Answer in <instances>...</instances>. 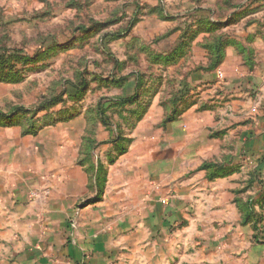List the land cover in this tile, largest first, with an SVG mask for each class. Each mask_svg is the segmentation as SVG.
I'll return each instance as SVG.
<instances>
[{
    "label": "rangeland",
    "instance_id": "1",
    "mask_svg": "<svg viewBox=\"0 0 264 264\" xmlns=\"http://www.w3.org/2000/svg\"><path fill=\"white\" fill-rule=\"evenodd\" d=\"M253 44L264 45V0H0V152L17 153L10 142L27 138L25 152L37 155L11 158L0 173L39 168L51 155L49 175L72 158L73 171L97 188L159 189L199 171L242 181L231 199L249 233L242 243L217 241L216 260L228 252L224 264H264V178L235 152L239 140L264 135V82L241 79L261 72ZM145 119L147 136L138 127ZM177 121L181 138L167 130ZM52 138L53 148L41 144ZM177 140L182 162L150 158ZM201 154L215 160H194ZM49 189L28 188V202ZM88 193L78 204L97 200ZM82 208L72 212V231Z\"/></svg>",
    "mask_w": 264,
    "mask_h": 264
},
{
    "label": "crops",
    "instance_id": "2",
    "mask_svg": "<svg viewBox=\"0 0 264 264\" xmlns=\"http://www.w3.org/2000/svg\"><path fill=\"white\" fill-rule=\"evenodd\" d=\"M258 46L252 45L261 51L255 55L264 57V45ZM258 66L261 72L258 71L257 76L255 73L251 76L246 70L241 73L242 81L264 82V63L257 62L255 69ZM207 95L201 92L202 98ZM149 122L147 119L143 122L148 127L145 124L140 126L142 122L138 126L142 127L143 136L151 131ZM167 130L178 131L179 138L185 134L182 123L178 121L168 123ZM250 139L237 142L236 160L238 163L252 160L253 168L260 165L257 172L261 171L264 178L262 129ZM28 140L19 138L10 142L17 153L9 155V145L5 152H0V169L11 168V158L36 161V154L25 152ZM53 142L54 138L41 144L53 148ZM179 147L181 142L177 140L175 147L171 145L168 149L159 150L160 157L150 153V158L182 162L184 156ZM202 150L192 153L200 156ZM49 156L47 163L52 161ZM188 158H191L190 154ZM212 159L201 154V158L194 160H215ZM47 163L36 169L24 166L21 172L18 170L10 175L6 174L7 171L0 173V264H224L228 252L222 255L221 261H217L216 242L230 243L234 240L242 243L244 235L249 233L247 226L241 225V216L231 199V191L237 184L243 185L242 181L232 186L226 180H216V176L209 180L206 176L210 173L199 171L191 175L190 181L181 184H172L173 180L164 179V184L158 185L159 189L153 187L154 182L144 190L138 185L97 188L89 186L86 174L73 171L72 158L62 172L50 175ZM231 171L226 169L228 174L234 173L229 175L232 177L245 173L242 169L239 173ZM229 176L227 178L231 180ZM167 177L169 175L165 174L162 178ZM254 185L258 192L257 184ZM45 187L50 188L46 199L28 202V188ZM261 190L264 192L263 187ZM89 191L97 200H89L91 205L87 199V203L85 200L78 204ZM161 199H166L167 203L162 204ZM87 204L89 206L84 207ZM77 207L83 208L75 220L77 229L72 231L71 215ZM187 207L196 209L195 214L189 216ZM226 213L232 215L231 219L224 218Z\"/></svg>",
    "mask_w": 264,
    "mask_h": 264
},
{
    "label": "built area",
    "instance_id": "3",
    "mask_svg": "<svg viewBox=\"0 0 264 264\" xmlns=\"http://www.w3.org/2000/svg\"><path fill=\"white\" fill-rule=\"evenodd\" d=\"M218 77H219V78H222L221 73L218 74ZM160 202H161L162 204H166V199H161Z\"/></svg>",
    "mask_w": 264,
    "mask_h": 264
},
{
    "label": "trees",
    "instance_id": "4",
    "mask_svg": "<svg viewBox=\"0 0 264 264\" xmlns=\"http://www.w3.org/2000/svg\"><path fill=\"white\" fill-rule=\"evenodd\" d=\"M1 56V55H0Z\"/></svg>",
    "mask_w": 264,
    "mask_h": 264
}]
</instances>
